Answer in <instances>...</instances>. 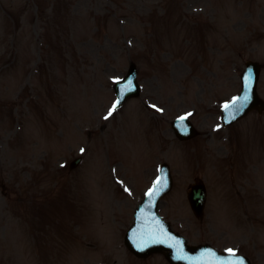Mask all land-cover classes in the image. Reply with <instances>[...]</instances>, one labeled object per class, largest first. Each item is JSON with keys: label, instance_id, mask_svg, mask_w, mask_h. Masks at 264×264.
Instances as JSON below:
<instances>
[{"label": "rangeland", "instance_id": "374dc122", "mask_svg": "<svg viewBox=\"0 0 264 264\" xmlns=\"http://www.w3.org/2000/svg\"><path fill=\"white\" fill-rule=\"evenodd\" d=\"M168 14L180 37L154 47L146 20H158L156 34H164L169 29L159 18ZM206 17L211 25L204 31L196 20ZM246 60L264 65V0H0V264H167L160 255L132 257L119 238L162 162L174 188L160 215L175 230L198 243L253 236L264 257L260 224L240 222L231 231L222 218L234 216L238 202L228 191L234 175L221 140L230 131L235 143L253 129L264 134V115H249L229 131L217 128L218 107L238 92ZM131 62L140 96L108 116L111 80ZM258 85L264 98V69ZM189 113L200 136L182 145L169 123ZM193 149L221 155L213 163L219 168L202 173L195 159L182 160L196 155ZM76 158L81 164L70 170ZM196 177L209 194L202 221L185 198ZM57 198L71 208L50 207ZM35 212L44 223L60 222L65 236L62 243L51 231L56 240L42 259L31 238L44 223L26 224ZM69 234L80 244L68 243Z\"/></svg>", "mask_w": 264, "mask_h": 264}, {"label": "water", "instance_id": "95a60500", "mask_svg": "<svg viewBox=\"0 0 264 264\" xmlns=\"http://www.w3.org/2000/svg\"><path fill=\"white\" fill-rule=\"evenodd\" d=\"M253 104L256 105L257 99L252 91ZM252 105H250L252 107ZM204 192L202 189H196L192 196V206L197 215H200L203 202ZM145 216L144 213H142ZM139 221V218H137ZM133 236L141 243L137 253L141 256H148L153 252H163L171 264H214L212 261L201 258L197 254V249H190L181 238L173 235L167 224L157 219L154 212L146 215L142 221L134 225ZM133 230V228H132ZM162 241V242H161ZM149 244V245H148Z\"/></svg>", "mask_w": 264, "mask_h": 264}, {"label": "snow or ice", "instance_id": "6c2138e0", "mask_svg": "<svg viewBox=\"0 0 264 264\" xmlns=\"http://www.w3.org/2000/svg\"><path fill=\"white\" fill-rule=\"evenodd\" d=\"M127 83H131V81H128ZM132 89L130 88L129 91H131ZM123 95V94H122ZM249 89H248V86L247 84L245 85V93L243 95V97L239 98L241 99L243 102L240 103V104H237V99L236 97L233 98L232 100V104L230 106H226V107H230L234 112L238 113L240 112L243 107L246 105L247 101L249 100ZM119 103V100H117L116 102H114L112 108L109 109V112H108V116L112 115V112L115 110L117 104ZM153 108H155L156 106L153 105L152 106ZM157 111H160V109H157ZM188 115H191L190 113ZM108 116H105L104 118L107 119ZM232 119H235V115H233L231 117ZM183 119V118H181ZM227 122V120H226ZM219 127V126H218ZM85 150L84 149H81V152H84ZM127 191V189H125ZM152 193V189L149 190V193H146V195H150ZM162 242V241H161ZM229 253L232 254V257H235V260H232V257H229L225 260V264H243V258L241 257H236V250L234 249H228L227 250Z\"/></svg>", "mask_w": 264, "mask_h": 264}]
</instances>
